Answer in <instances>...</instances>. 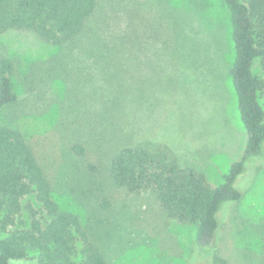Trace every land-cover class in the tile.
I'll use <instances>...</instances> for the list:
<instances>
[{"label":"rangeland","instance_id":"374dc122","mask_svg":"<svg viewBox=\"0 0 264 264\" xmlns=\"http://www.w3.org/2000/svg\"><path fill=\"white\" fill-rule=\"evenodd\" d=\"M234 56L222 0H99L65 45L32 30L0 33V60L15 63L20 95L0 123L23 132L54 199L80 216L110 264H192L195 226L169 218L152 190L118 187L109 163L124 146L164 142L182 165L220 184L247 140ZM240 185L242 199L221 214L218 252L227 264H264V155Z\"/></svg>","mask_w":264,"mask_h":264},{"label":"trees","instance_id":"16d2710c","mask_svg":"<svg viewBox=\"0 0 264 264\" xmlns=\"http://www.w3.org/2000/svg\"><path fill=\"white\" fill-rule=\"evenodd\" d=\"M222 1L235 48L230 75L247 132L240 158L218 185L211 184L201 170L182 165L164 142L145 140L124 146L109 163L118 187L131 193L152 190L169 218L195 226L199 255L192 264H227L218 252L221 214L242 199L240 183L250 164L264 155V0ZM98 7L99 0H0V33L32 30L44 41L62 46L84 32ZM14 72L13 60L2 58L0 113L20 99ZM72 149L84 153L80 144ZM19 259L110 264L80 216L63 210L54 199L51 183L23 132L0 123V264Z\"/></svg>","mask_w":264,"mask_h":264}]
</instances>
